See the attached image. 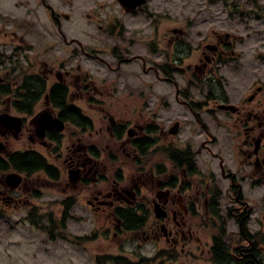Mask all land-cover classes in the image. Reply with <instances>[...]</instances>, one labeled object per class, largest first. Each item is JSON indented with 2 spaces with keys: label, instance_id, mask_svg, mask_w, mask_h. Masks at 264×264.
<instances>
[{
  "label": "flooded vegetation",
  "instance_id": "1",
  "mask_svg": "<svg viewBox=\"0 0 264 264\" xmlns=\"http://www.w3.org/2000/svg\"><path fill=\"white\" fill-rule=\"evenodd\" d=\"M116 2L122 18L89 15L97 48L79 26L67 27L64 0L35 9L29 0H0V203L20 211L43 188L60 186L71 208L81 186L108 234L154 244L161 264L199 251L208 264H264V227H251L264 224V73L241 77L237 99L222 76L241 55L232 35L207 30L199 40L179 26L137 27L125 16L146 4L128 12ZM137 84L164 106L172 97L169 114L135 101ZM179 109L206 136L198 150ZM203 150L212 156L205 163ZM23 156L39 163L22 167ZM229 221L239 226L236 239Z\"/></svg>",
  "mask_w": 264,
  "mask_h": 264
},
{
  "label": "rangeland",
  "instance_id": "2",
  "mask_svg": "<svg viewBox=\"0 0 264 264\" xmlns=\"http://www.w3.org/2000/svg\"><path fill=\"white\" fill-rule=\"evenodd\" d=\"M15 1L17 0H7L8 3ZM50 1L58 6L63 0ZM64 1L66 3L64 11L72 16L71 20L65 22L67 27L79 26V36L81 34L83 37H89L93 41V47L103 48L93 39L96 30L92 29V26L98 22H108L111 17L122 18V8L118 2L116 0ZM29 2V7L35 9V5H39L40 0H29ZM143 8L135 17L125 16L126 23L133 22L131 24L137 27L155 22L164 27L179 26L182 29H190L194 35H199V40H202L207 30H211L212 33L215 30L222 35H232L234 42L232 49L241 55L238 56L239 59H229L221 74L225 81L229 82L227 90L231 94H236L237 99L244 92L238 86L241 77H253L254 74L264 73V0H149ZM89 15L97 16L100 20L90 25L92 23ZM84 26L90 30L87 35L82 33ZM199 31L201 33H198ZM101 38L100 34V42ZM194 48L196 54L197 47ZM139 50L144 51L140 48ZM152 77V75L147 77L148 83H151ZM132 88L137 92L135 101L140 100L139 103L147 104L148 109L153 111L162 109L164 114H169L174 106L172 97L173 105L167 107L162 105L161 99L155 95L147 93L141 96L139 84ZM147 91L152 90L149 87ZM108 99L106 98V101ZM116 100L117 98L110 99L112 103ZM121 101H125V97ZM79 105L96 123L99 121L100 114L93 113L83 103ZM217 112L219 116L224 114L222 111ZM176 114L180 115L178 119L183 122L182 126H186L195 134L193 143L198 150L202 146V140L206 138L204 134H198L200 126L194 122L193 116L187 110L179 109ZM201 114L204 121L212 123L210 126L215 129L214 119L203 112ZM211 158V154L203 150L199 159L205 163ZM215 162L218 163L217 160ZM200 166L204 168L203 164ZM40 182L44 183V176ZM43 190L44 193L35 197L27 208L20 211L0 203V264H120L114 260L116 256L127 258L128 264L164 262V259L157 255L159 251L154 244L150 242L145 244L144 240H137L135 234L118 238L108 234L105 219L88 204L86 193L81 191V186H79V202L72 204L71 208L62 204L65 197L61 193L60 186L50 190L43 188ZM263 203L262 197L259 204L262 210ZM228 223V231L233 232V238L236 239L237 234L240 233L239 226L233 221ZM251 227L252 231H259L263 229L264 224L256 220ZM218 231L219 229L216 230ZM103 255L109 256L112 261L101 258ZM203 258L205 257L201 256L199 251L195 259L182 255L177 264H208Z\"/></svg>",
  "mask_w": 264,
  "mask_h": 264
},
{
  "label": "trees",
  "instance_id": "3",
  "mask_svg": "<svg viewBox=\"0 0 264 264\" xmlns=\"http://www.w3.org/2000/svg\"><path fill=\"white\" fill-rule=\"evenodd\" d=\"M81 112H79V116L82 117V115L80 114ZM33 162L35 163H39L38 160L33 159V157H27V156H23L20 159V166L25 167V168H30L33 165ZM101 258H105V260H111V258L109 256L103 255V257L101 256ZM99 262H101L100 260V256H99ZM114 260H116L117 262H119L120 264H128V260L127 258H124L123 256H116L114 258Z\"/></svg>",
  "mask_w": 264,
  "mask_h": 264
},
{
  "label": "water",
  "instance_id": "4",
  "mask_svg": "<svg viewBox=\"0 0 264 264\" xmlns=\"http://www.w3.org/2000/svg\"><path fill=\"white\" fill-rule=\"evenodd\" d=\"M119 1L125 7L126 11L132 12L135 11L139 5L146 3L147 0H119ZM223 107L234 108V106L232 105H223Z\"/></svg>",
  "mask_w": 264,
  "mask_h": 264
}]
</instances>
